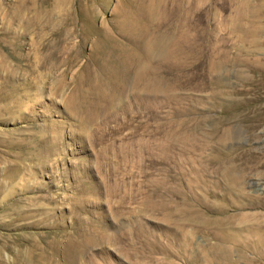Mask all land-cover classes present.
Instances as JSON below:
<instances>
[{"label": "rangeland", "instance_id": "374dc122", "mask_svg": "<svg viewBox=\"0 0 264 264\" xmlns=\"http://www.w3.org/2000/svg\"><path fill=\"white\" fill-rule=\"evenodd\" d=\"M43 7L0 0V264H264V0Z\"/></svg>", "mask_w": 264, "mask_h": 264}, {"label": "bare ground", "instance_id": "6f19581e", "mask_svg": "<svg viewBox=\"0 0 264 264\" xmlns=\"http://www.w3.org/2000/svg\"><path fill=\"white\" fill-rule=\"evenodd\" d=\"M23 2L26 4V7L30 10H33L35 12V15L37 16V20L39 21V23L41 24L42 23V19H43V0H23ZM56 31V30H55ZM56 34V33H54ZM53 34V36H54ZM145 35V34H144ZM181 37H183V33L181 34ZM131 38V37H130ZM139 39V38H138ZM132 40V39H131ZM158 41L152 39V40H145L143 41V39H139L138 42H137V45H141L140 47L142 49H145L147 51H149L151 48H153L154 46L158 45ZM55 47V46H54ZM131 56V55H130ZM140 64V63H139ZM141 67V66H140ZM138 68V67H137ZM142 68V67H141ZM139 69V68H138ZM136 71V70H134ZM139 71V70H138ZM141 72V71H140ZM138 73V72H137ZM137 75V74H136ZM140 76V75H139ZM138 77V76H137ZM150 81V80H149ZM148 81V82H149ZM149 89V88H148ZM256 157V156H255ZM246 161H253L255 160V158L253 157H250V158H244ZM264 165V164H263ZM230 167V166H229ZM239 181H242V179L240 177H236V178H232L230 180V182L233 184V185H236ZM259 182V181H258ZM255 207H261L263 208L264 206L262 205H247L245 206L244 208L245 209H254ZM257 210V209H256ZM241 220L245 221V220H249L251 219L250 216H241ZM254 219L255 218H261L259 215H254L252 216ZM231 221L233 220V218H228L227 221ZM224 221V220H223ZM251 224V223H250ZM249 225V224H247ZM246 225V226H247ZM245 226V227H246ZM249 227H252V226H249ZM245 230V229H243ZM248 231V236H247V239H249L250 241H252V244L253 242H255L256 244L258 245H261L264 247V221L263 219L262 220H257L256 223L254 224V227L250 228V229H247ZM254 243V244H255ZM255 244V245H256ZM254 245V246H255ZM264 250V249H263Z\"/></svg>", "mask_w": 264, "mask_h": 264}]
</instances>
